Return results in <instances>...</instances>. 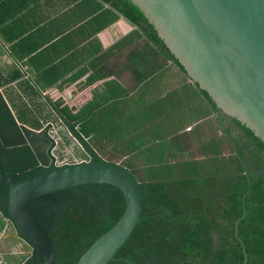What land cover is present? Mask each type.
Wrapping results in <instances>:
<instances>
[{"label":"crops","instance_id":"1","mask_svg":"<svg viewBox=\"0 0 264 264\" xmlns=\"http://www.w3.org/2000/svg\"><path fill=\"white\" fill-rule=\"evenodd\" d=\"M20 125L55 128L57 165L85 161L87 144L140 183L214 171L218 157L235 153L230 120L220 121L150 32L110 0H0L2 150L20 145ZM51 147L36 136L39 167L49 163ZM2 221L0 264H24L30 248L0 210Z\"/></svg>","mask_w":264,"mask_h":264},{"label":"trees","instance_id":"2","mask_svg":"<svg viewBox=\"0 0 264 264\" xmlns=\"http://www.w3.org/2000/svg\"><path fill=\"white\" fill-rule=\"evenodd\" d=\"M110 3L131 22L149 31L152 41L186 73L136 5L130 0ZM202 92L220 121L230 120L232 128L226 130L235 153L218 157L214 171L175 181L140 183L141 219L108 264H264V142L224 114L207 92ZM61 112L65 114V108ZM4 120L12 128L10 113L4 115ZM83 145L90 155H95L87 144ZM13 148V162L23 168L25 177L43 172L28 144L22 142ZM3 154L6 152L0 147V158ZM5 157L0 163L6 166V173H11L15 163L11 166ZM81 190L87 193L83 195ZM61 193L64 195L60 199ZM54 196L57 200L52 204ZM7 197L8 190L0 197V210L6 217ZM31 205L43 225L49 221L47 229L60 264H77L95 240L120 219L125 198L112 185L87 184L35 199ZM41 206L49 208V215L41 212Z\"/></svg>","mask_w":264,"mask_h":264},{"label":"water","instance_id":"3","mask_svg":"<svg viewBox=\"0 0 264 264\" xmlns=\"http://www.w3.org/2000/svg\"><path fill=\"white\" fill-rule=\"evenodd\" d=\"M130 1L154 26L188 77L207 92L224 114L238 120L264 142V0ZM20 128L23 142L33 151L36 136L44 135L52 146L49 163L34 176L6 174L0 164V195L8 188V222L31 250L24 264H60L53 238L35 214L31 201L87 184H108L120 189L125 210L77 264H108L114 260L141 219L140 182L118 163L96 161L97 155H88L89 161L58 166L51 152L58 142L51 136L55 128Z\"/></svg>","mask_w":264,"mask_h":264},{"label":"flooded vegetation","instance_id":"4","mask_svg":"<svg viewBox=\"0 0 264 264\" xmlns=\"http://www.w3.org/2000/svg\"><path fill=\"white\" fill-rule=\"evenodd\" d=\"M23 141H24L23 136H22V134L20 133V143H22ZM15 144H16V143H15ZM14 146H15V145H13V146H11V147H4L2 151L6 152V154H3L2 157L0 158V160L3 161V157L7 156V157H5V158H7V162L10 163L11 166H13V165H14L13 163H15V166H13V169H12V172H11V173H6V171H7V170H6V166L3 164L4 167H5L4 169H5V173H6V174H21V173H23L24 175H23L22 177H25V171L23 170V168H21L18 164H16L15 161L13 162L12 150L15 149V148H13ZM12 148H13V149H12ZM11 149H12V150H11ZM8 153H10V156L8 155ZM8 156H9V158H8ZM98 159H99V158H98ZM25 178H27V177H25ZM0 179H1V178H0ZM6 190H8V188H5V189L2 191L0 197L2 196V194H3ZM69 192H70V193H74V190H70ZM80 193H82L83 195H85V194L87 193V191H86V190H81ZM63 195H64V193L59 194V195H58V198L61 199V198L63 197ZM83 195H82V196H83ZM56 200H57V197H56V196L52 197V198H51V203L54 204V203L56 202ZM41 208H42L41 212H43V213L49 215V213H50V210H48L49 208L44 207V206H41ZM43 219H46V218L43 217ZM48 222H49V221H45V225H44V226H46V228H47V226H49V223H48ZM8 225H9V228L12 230V233H14L15 230H14V228H13L12 223H11V222H8ZM15 233H16V232H15Z\"/></svg>","mask_w":264,"mask_h":264},{"label":"built area","instance_id":"5","mask_svg":"<svg viewBox=\"0 0 264 264\" xmlns=\"http://www.w3.org/2000/svg\"><path fill=\"white\" fill-rule=\"evenodd\" d=\"M90 159H91V156H87V157H86V160H87V161H89ZM86 160H85V161H86ZM56 164H57V163H56ZM65 165H66V164L61 163V164L58 165V166H65Z\"/></svg>","mask_w":264,"mask_h":264},{"label":"rangeland","instance_id":"6","mask_svg":"<svg viewBox=\"0 0 264 264\" xmlns=\"http://www.w3.org/2000/svg\"><path fill=\"white\" fill-rule=\"evenodd\" d=\"M192 177H195V174L192 176ZM4 225V222L2 221L1 224H0V229L3 227ZM26 247V246H25ZM16 259V258H15Z\"/></svg>","mask_w":264,"mask_h":264}]
</instances>
